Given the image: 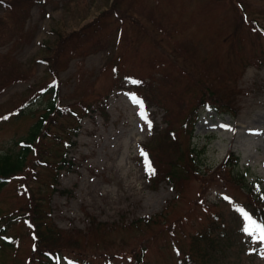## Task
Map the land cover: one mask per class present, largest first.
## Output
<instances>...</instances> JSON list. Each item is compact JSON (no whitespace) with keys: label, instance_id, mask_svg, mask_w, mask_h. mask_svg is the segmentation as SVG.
Returning <instances> with one entry per match:
<instances>
[{"label":"rangeland","instance_id":"374dc122","mask_svg":"<svg viewBox=\"0 0 264 264\" xmlns=\"http://www.w3.org/2000/svg\"><path fill=\"white\" fill-rule=\"evenodd\" d=\"M141 1L149 6L138 7V10L135 8L137 13H130L133 17L124 22L121 41L114 36L109 42L111 36L108 35L113 32L114 27L107 26L102 35H107L106 48L72 59L60 73V103H71L75 89L84 88L87 84H93L95 94L107 91L112 79L111 67H107L108 56L110 52H117L120 53L123 69L127 72L144 70V64L153 59L155 54L161 58L166 55L172 63L168 69L179 78V82H174L176 85L170 87L172 79L164 76L163 88L167 92L174 91L173 99H179V103L185 107L189 103L186 97L191 96L187 84H191L193 76L202 77V70L180 51L178 42H181L189 50H193L209 68L212 64V76L219 74V79L214 80L217 86H237L241 92L236 96L234 105L238 110L233 115L231 112L217 113L202 109L191 138L183 131L185 128H180L183 115L178 112L177 104L175 106L172 101L162 97V102L168 105L169 110H173L171 124L179 146L193 150L192 158H195L206 179L212 173H220L221 177L237 174L239 177L236 178L244 185L258 183L264 188V62L259 60L261 56L264 57V35L251 30L254 26L257 30L264 28V0H135L134 3ZM112 2L113 0H49L43 8L32 6L26 19V27L29 29L25 34L27 39L0 47V53L11 50L19 68L31 70L32 77L29 81L7 87L0 95V104L24 93L32 82H37L44 76L45 66L34 59L40 51L41 43L48 40L52 46L57 36L51 33L53 29L64 36L80 30L109 11L113 6ZM115 7L123 5L120 2ZM151 18L165 26L178 22L177 30L180 32L176 35L160 32ZM77 59L82 61L84 81L79 77L75 79ZM150 65L157 68L155 60ZM166 69L167 67H163L161 72ZM156 77L160 78V74H156ZM133 84V79H130L123 83L122 90L110 92L106 100L109 114L107 121L99 114L93 119L85 117L82 120L80 132L72 138L76 144L69 147L70 156L76 163L71 171H61L57 185L58 189L72 191V194L62 195L58 191L49 193L51 218L59 228L69 231L73 236H76L71 232L74 229L87 231L88 215L93 216L96 221L112 223L120 221L122 215L135 219L154 217L166 211L167 223L160 230L153 226L147 233L126 232V237L111 232L108 237L95 239L99 242L98 246L102 247L100 249L98 246L94 250L91 247H76L63 251L59 264H76L79 261H86V264H109V257L110 264H132L125 255L130 256L131 251L143 241L148 264H175L173 242L179 247L185 246L190 241L191 234L201 224L205 225L215 210L228 226L232 242L227 244L222 241L221 248L223 249V244L228 247L224 250V261L218 264H264V244L258 243L253 237V244L243 243L241 237L236 235L230 209L236 208L235 204L244 206L245 201L230 183L217 181L202 190L206 181L201 185L200 178L190 179L184 184V188L181 185L182 194L178 196L166 181L155 184L149 180L148 171L139 160L140 146L153 134L150 135L149 123L156 124L159 130L164 128L158 131L156 138L164 135L167 124L163 119L162 107L152 117L150 111H155L154 106L145 108L143 103L141 106L132 100L134 95L130 91ZM194 86H198V83ZM158 87L156 96L161 97L165 90L160 91ZM41 101L43 99L36 100L35 103L40 104ZM60 122L69 123V119H61ZM32 123L31 119H18L2 124L0 155L17 152L19 146L15 141L24 137ZM50 131L59 132L53 126ZM47 142L51 143L49 148L52 154L58 152L57 147L61 149L53 139L49 138ZM174 146L178 145H170L164 139L149 143V149L156 157H165L168 151L175 156ZM230 151L239 155L235 168L223 166ZM82 156L88 158L82 161ZM38 170L40 181L30 175L29 184L34 190L42 191V198H48L44 194L48 190L45 186L41 187L43 180L47 179L46 171L39 166ZM184 181L182 179L181 183ZM15 187V182H10L0 193V213L3 215L11 216L27 204V198L17 194ZM223 197L228 203L220 201ZM203 198H207L206 203H210V206L204 203ZM199 199H202L201 203L205 208L197 203ZM169 203L171 205L167 209ZM179 217L180 224L174 227ZM190 223L194 225L192 228ZM5 225L4 228L2 224L0 226L2 234L16 238V241L11 247H0V264H22L32 250V231L30 227L14 221ZM177 226L185 229L184 234H181ZM116 236L125 237V243L121 242V247L116 246L119 239ZM113 253L118 254L113 256Z\"/></svg>","mask_w":264,"mask_h":264},{"label":"trees","instance_id":"16d2710c","mask_svg":"<svg viewBox=\"0 0 264 264\" xmlns=\"http://www.w3.org/2000/svg\"><path fill=\"white\" fill-rule=\"evenodd\" d=\"M48 1L0 0V10L2 11L0 15V47L10 42L15 44L26 40L28 36L25 37V34L29 30L26 27L29 9L35 5L43 8ZM120 2L123 7L116 8L115 4ZM134 2L132 0H113V6L110 7L109 11L104 12L92 23L82 27L80 30L65 36L60 35L56 32L57 30L53 29L54 31L51 33L55 36L57 34V36L52 46L48 40L41 43L40 51L34 59L35 62L42 63L45 66L44 76L39 81L32 82L24 93L17 95L11 101L0 104V126L4 123H12L18 119L33 120V123L27 128L24 137H20L15 141V144L19 146L18 151L13 153L5 152L0 155V193L10 182H15L17 194L27 198V204H25L24 208L20 207L11 216L0 213V226L2 224L3 228L7 222L14 221L30 227L32 231V250L27 254L22 264H59L63 251L76 247H91L94 250L99 244L95 239L102 236L103 238L108 237L111 232L120 233L126 237V232L147 233V230L151 227L157 226L160 230L161 226L167 223L166 211L160 212L154 217L135 219H129L122 215L120 221L112 223L96 221L93 216L88 215L89 227L87 226V231L82 232L80 229H74L71 232L76 236H73L70 235L69 231L62 230L54 223L49 208V193L58 191L62 195L72 194V191L58 189L57 185L61 171H71L76 163V160L70 156L69 147L76 144L72 138L78 134L82 119L85 116L93 118L96 111L102 113L107 119L108 113L104 99L109 96L110 92L120 88L119 82L123 77L128 76L127 73L121 72L124 64L121 61L120 53L110 52L107 67H111L112 79L107 91L103 94H95L92 90L93 84H87L84 88L77 87L72 94L71 103L59 107L58 104L61 100L59 75L66 69L72 59L81 58L91 51L106 48L107 35H102L107 26L114 27L113 32L108 35L111 36L109 42L114 36L121 41L120 35L124 32L123 24L133 17L130 13H137L135 8L138 10V7L149 6L143 1L138 4ZM151 19L154 25L156 24V28L160 29V32L165 31L164 33H175V35L180 32V30H177L178 22L165 26L161 25L160 22H155L153 18ZM251 30L257 31L262 36L264 35L263 30H257L255 26ZM114 43L116 44V39ZM178 43L180 51L188 56L187 58L192 60L196 67L202 70V77L193 76L191 84H187L188 92L191 96L186 97L189 103L185 107H182L179 99H173L174 91L167 92L163 88L164 76L166 79H172L170 87L176 85L174 82H179V78H176L168 69L172 63L166 55L161 58L158 54H155L153 59L144 64V70L131 74L137 78L134 87L135 92L142 94L144 101L151 107L154 106L156 108L155 112L159 107H162L164 109L163 119L167 124L166 129L163 131L164 135L160 138L155 136L158 131L163 129L156 130V127H154L156 130L155 134L148 141L141 144V151L147 154V161L142 152L141 158L151 174V181L155 184L166 181L172 185L178 196L182 194L180 192L182 189L181 185L184 188V184L190 179L200 178L201 185L206 181L202 185V190L217 181L230 183L234 188L233 190L241 195L244 199L243 201H245L243 203L244 206L240 207L239 204H235L236 208L230 209L231 220L236 227V235L240 236L243 243H245L252 236L243 231L246 221L240 209L247 212L258 224H264V188H261L258 184L244 185L240 179L236 178V176H239L233 172L234 169L232 174H235V176L227 175L226 177L224 175L221 177L220 173H212L209 179H206L203 176L204 172L199 169L195 158H192L193 150L189 147L182 148V146H179L178 138L174 134L175 129H173L171 124L172 115L174 114L173 110H169L168 105L163 103L161 99L164 97L172 101L175 106L177 104L178 112L183 115L180 128H185L183 131L191 138L193 123L200 107L208 106L217 111L235 114L238 109L235 107L234 102L237 94L241 91L238 90L237 86L231 88L217 86L214 80L219 79V74L216 73L215 76H212L210 70V68H213L212 64H210L209 68L203 60L196 56L193 50H189L181 42ZM153 60H155L157 68L150 65ZM259 60L264 61V57L261 56ZM77 65L78 69L75 73V79L79 77L84 81V73L81 72L82 61H77ZM163 67H167V69L161 72ZM244 67H246V64ZM158 68L161 69L158 70ZM147 69L149 70L148 72ZM184 72L187 73V70L184 69ZM156 74H160V78H157ZM31 77L32 71H24L19 68L11 50L0 53V95L10 85L29 81ZM51 79H54V83L57 82L56 86L52 85L50 87ZM146 79H148L147 82H145ZM197 83L198 86H194ZM205 85L206 87H203ZM157 87L160 91L165 90L161 97L156 96ZM41 99L43 101L40 104L35 103L36 100ZM143 99L140 98L139 100ZM61 119H69V123H62L60 122ZM52 126L57 127L59 132L50 131ZM49 138L61 146V149L57 147L58 152L56 154L51 153L52 151L49 148L51 143L47 142ZM161 139H164L170 145H178L174 146L175 156L171 155V151L166 152L167 156L165 157H156L152 154L149 149V143L152 141L157 142ZM86 158V156H82L81 160L84 161ZM237 162L238 156L231 152L223 166L235 168ZM148 163L155 170L154 174L148 169ZM38 166L44 167L47 174V179L43 180L41 187L45 186V189L48 190L44 193L48 195V198H42L40 195L42 191L40 189L34 190L33 186L29 184L30 175L36 181L39 180ZM182 179L185 181L181 183ZM210 180L213 181L208 183ZM203 200L207 206H210V203H206L207 198H203ZM220 201L225 204L228 203V200L224 197L220 198ZM201 202L202 199L197 201L201 207L205 208ZM169 205L171 203L166 206L167 209L170 208ZM180 221L181 217L176 223L174 222V227L180 224ZM190 226L192 228L194 225L190 223ZM177 227L175 230H177ZM178 230L181 234L185 232L183 228L180 229L178 227ZM125 237L116 236V238H119L116 242L117 247H121V242L125 243ZM0 240V247L4 249L14 245L16 238L5 237L2 234V229H0ZM223 240L227 244L232 243L228 226L225 225L220 213L215 210V212H212L208 222L205 225L201 224L199 229H196L191 234L190 241L185 246L179 247L173 242L175 264H218L223 262L226 254L224 250L228 247L227 244H223V249L221 248ZM100 248L102 247L98 246V249ZM116 254L118 253H113V256ZM146 254V245L143 241L131 251L130 256L127 254L125 256L129 263L148 264ZM86 263V261L82 262V264ZM110 263L111 258L109 257Z\"/></svg>","mask_w":264,"mask_h":264},{"label":"snow or ice","instance_id":"6c2138e0","mask_svg":"<svg viewBox=\"0 0 264 264\" xmlns=\"http://www.w3.org/2000/svg\"><path fill=\"white\" fill-rule=\"evenodd\" d=\"M136 83V81H134ZM135 100V98H134ZM136 103L141 104L142 102L139 100H135ZM149 128H151V123H149ZM142 155L145 156L147 161V154L142 152ZM148 169L154 174V169L151 168V164H147ZM241 213L243 214L244 220L246 221L243 231L248 235L252 236L253 239H258L260 242L264 243V224H258L252 217L245 212L243 209H240Z\"/></svg>","mask_w":264,"mask_h":264}]
</instances>
